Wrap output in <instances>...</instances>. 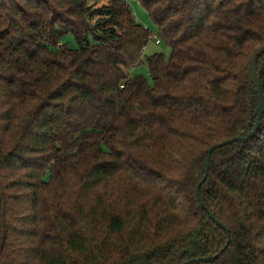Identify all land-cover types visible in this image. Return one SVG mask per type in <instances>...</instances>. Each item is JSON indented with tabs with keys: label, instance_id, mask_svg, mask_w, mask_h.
I'll return each instance as SVG.
<instances>
[{
	"label": "trees",
	"instance_id": "16d2710c",
	"mask_svg": "<svg viewBox=\"0 0 264 264\" xmlns=\"http://www.w3.org/2000/svg\"><path fill=\"white\" fill-rule=\"evenodd\" d=\"M130 1L0 0V264H264V0Z\"/></svg>",
	"mask_w": 264,
	"mask_h": 264
},
{
	"label": "water",
	"instance_id": "95a60500",
	"mask_svg": "<svg viewBox=\"0 0 264 264\" xmlns=\"http://www.w3.org/2000/svg\"><path fill=\"white\" fill-rule=\"evenodd\" d=\"M263 54H264V44L261 45L260 47H258V49L255 51V53L252 55V57L249 61V65H248V73H249L250 79L254 83V85L256 87V91L260 97L259 105H258L257 112H256V122L254 124V127L246 135L235 136V137L229 138V139L224 140V141H222L216 145H213L212 147L209 148L208 158H207L206 166H205L206 173L204 176V180L206 179V176H207L208 171H209L211 154L213 153V151L216 148L225 146V145L233 143L235 141H247L250 137L256 135V133L258 132V130L260 128L261 119H262V116L264 115V92H263L262 82H261V78H260L259 71H258L257 62H258V59L260 58V56H262ZM197 198H198L200 207L205 208L204 201L202 200V197L200 195V184L197 187ZM214 219L218 224H220V226L223 229L228 231V234L230 236V232L228 230V227L225 224H223L220 220H218L216 217H214ZM219 255H220V253H217L215 255H209L206 257H198V258L187 260L181 264H191L193 262H208V261H211V260L217 258Z\"/></svg>",
	"mask_w": 264,
	"mask_h": 264
},
{
	"label": "rangeland",
	"instance_id": "374dc122",
	"mask_svg": "<svg viewBox=\"0 0 264 264\" xmlns=\"http://www.w3.org/2000/svg\"><path fill=\"white\" fill-rule=\"evenodd\" d=\"M100 4H102V2H100ZM130 5L134 15L136 16V19H138L139 22L144 26L150 27V29L152 30L153 37L154 36L157 37L158 36L157 27L153 22V20L151 19L146 8L137 0H131ZM156 37L152 38L148 42L145 49H143L144 52H143L142 62L133 68L132 67L126 68V71H128L132 76L143 75L148 79L150 83L152 82V77L150 75L147 57L156 52H163L166 55V57H169L171 51L170 47L165 42L157 43ZM63 41L67 42L72 48H76L78 46L76 40L71 34L64 36Z\"/></svg>",
	"mask_w": 264,
	"mask_h": 264
},
{
	"label": "built area",
	"instance_id": "2783aa9c",
	"mask_svg": "<svg viewBox=\"0 0 264 264\" xmlns=\"http://www.w3.org/2000/svg\"><path fill=\"white\" fill-rule=\"evenodd\" d=\"M154 37H156V36H154ZM154 37H153V34H151L150 39H152V38H154ZM156 42H157V43H161V39H160L159 36L156 37Z\"/></svg>",
	"mask_w": 264,
	"mask_h": 264
}]
</instances>
